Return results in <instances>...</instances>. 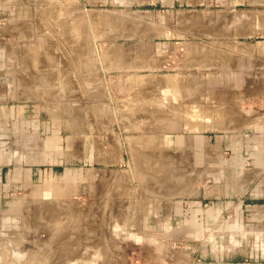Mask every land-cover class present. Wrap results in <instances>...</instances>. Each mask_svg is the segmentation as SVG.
I'll list each match as a JSON object with an SVG mask.
<instances>
[{"label": "rangeland", "instance_id": "obj_1", "mask_svg": "<svg viewBox=\"0 0 264 264\" xmlns=\"http://www.w3.org/2000/svg\"><path fill=\"white\" fill-rule=\"evenodd\" d=\"M174 1L0 0V167L21 168L0 183V264L264 242V205L239 233L162 225L173 201L264 200V0Z\"/></svg>", "mask_w": 264, "mask_h": 264}, {"label": "crops", "instance_id": "obj_2", "mask_svg": "<svg viewBox=\"0 0 264 264\" xmlns=\"http://www.w3.org/2000/svg\"><path fill=\"white\" fill-rule=\"evenodd\" d=\"M168 1L169 5H174V0H162ZM182 5L188 4V0H178ZM165 3V2H164ZM4 13V5L0 4V15ZM122 160H123V155ZM0 167V183H10L13 180L16 181L20 177L19 172L21 168L3 170ZM227 192L221 195H213L209 203L210 205L203 206L204 200L207 199L203 196L195 197L189 201H173L169 203L165 208L167 219L162 223L164 229L167 227L171 230H180L185 232L186 238H193L192 235L194 230H200L204 233L206 231H217V230H233L235 232L245 231L244 227V214L248 207L251 205L257 210H262L264 200L259 202L258 200L248 202L242 198H236L235 206L228 208L229 204L226 203ZM233 201V200H232ZM208 203V204H209ZM183 204L185 207H183ZM228 204V205H226ZM262 206V207H261ZM160 210V208L158 209ZM232 211V215L229 219H224V215ZM188 212V213H187ZM187 215L185 216V214ZM188 233H187V232ZM216 244H213L211 248H206V252L203 258H200V263L204 264H264V242L257 245V236L255 233L245 236V239L240 240L234 239L229 241L227 244H222L220 239H223L225 234L222 236L216 235ZM205 238V237H204ZM207 238V237H206ZM208 240V238L206 239ZM207 243V242H206ZM206 245V244H205Z\"/></svg>", "mask_w": 264, "mask_h": 264}, {"label": "built area", "instance_id": "obj_3", "mask_svg": "<svg viewBox=\"0 0 264 264\" xmlns=\"http://www.w3.org/2000/svg\"><path fill=\"white\" fill-rule=\"evenodd\" d=\"M232 215V211L230 210L224 215V219H229ZM261 213L255 209L253 206H249L244 214V227H251L250 223H253L252 221H257V217H259ZM248 216V217H246Z\"/></svg>", "mask_w": 264, "mask_h": 264}, {"label": "bare ground", "instance_id": "obj_4", "mask_svg": "<svg viewBox=\"0 0 264 264\" xmlns=\"http://www.w3.org/2000/svg\"><path fill=\"white\" fill-rule=\"evenodd\" d=\"M67 26H68V24H67ZM62 28V27H61ZM66 33V32H65ZM67 33H69V32H67Z\"/></svg>", "mask_w": 264, "mask_h": 264}]
</instances>
